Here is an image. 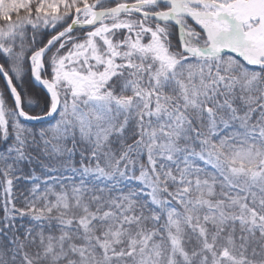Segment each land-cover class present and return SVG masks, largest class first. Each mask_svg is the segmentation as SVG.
<instances>
[{"label": "snow or ice", "instance_id": "1", "mask_svg": "<svg viewBox=\"0 0 264 264\" xmlns=\"http://www.w3.org/2000/svg\"><path fill=\"white\" fill-rule=\"evenodd\" d=\"M0 264H264V0H0Z\"/></svg>", "mask_w": 264, "mask_h": 264}, {"label": "trees", "instance_id": "2", "mask_svg": "<svg viewBox=\"0 0 264 264\" xmlns=\"http://www.w3.org/2000/svg\"><path fill=\"white\" fill-rule=\"evenodd\" d=\"M41 37H39L38 36V40L40 39ZM32 85H30V84H25V85H22V87L23 88H25V89H28L29 87H31ZM39 88L37 87V90H38ZM39 127V126H38Z\"/></svg>", "mask_w": 264, "mask_h": 264}, {"label": "water", "instance_id": "3", "mask_svg": "<svg viewBox=\"0 0 264 264\" xmlns=\"http://www.w3.org/2000/svg\"><path fill=\"white\" fill-rule=\"evenodd\" d=\"M34 83V82H33ZM39 88V86H37Z\"/></svg>", "mask_w": 264, "mask_h": 264}]
</instances>
